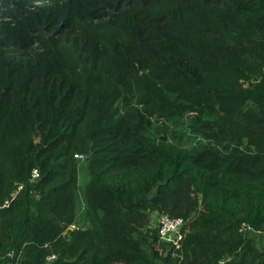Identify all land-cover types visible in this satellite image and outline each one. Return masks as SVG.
<instances>
[{"label": "trees", "instance_id": "obj_1", "mask_svg": "<svg viewBox=\"0 0 264 264\" xmlns=\"http://www.w3.org/2000/svg\"><path fill=\"white\" fill-rule=\"evenodd\" d=\"M255 235L264 0H0V264H264Z\"/></svg>", "mask_w": 264, "mask_h": 264}, {"label": "built area", "instance_id": "obj_2", "mask_svg": "<svg viewBox=\"0 0 264 264\" xmlns=\"http://www.w3.org/2000/svg\"><path fill=\"white\" fill-rule=\"evenodd\" d=\"M78 158L83 159V155H77ZM38 173L36 170L32 171V178H36ZM184 221L181 218H172L166 214H158L156 216V227L160 238L170 243L175 249L180 247L181 240L183 238V228ZM74 227V225H71ZM54 256H50L49 259ZM224 261H221L220 264H223Z\"/></svg>", "mask_w": 264, "mask_h": 264}, {"label": "rangeland", "instance_id": "obj_3", "mask_svg": "<svg viewBox=\"0 0 264 264\" xmlns=\"http://www.w3.org/2000/svg\"><path fill=\"white\" fill-rule=\"evenodd\" d=\"M41 1L42 0H33L34 4H39V3H41ZM81 180H83V177ZM154 217H155V219H154L153 224L156 225V216H154ZM78 220H79V221H77L78 225H81L82 224L81 219L79 218ZM254 238H255V241L257 242L258 246H260V244L264 242V235H262V236L255 235Z\"/></svg>", "mask_w": 264, "mask_h": 264}]
</instances>
